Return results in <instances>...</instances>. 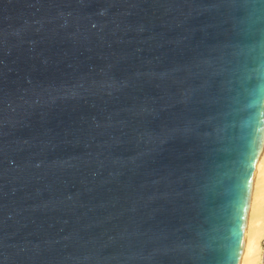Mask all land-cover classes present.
<instances>
[{
	"label": "water",
	"instance_id": "obj_1",
	"mask_svg": "<svg viewBox=\"0 0 264 264\" xmlns=\"http://www.w3.org/2000/svg\"><path fill=\"white\" fill-rule=\"evenodd\" d=\"M259 46L264 0H0V264H231Z\"/></svg>",
	"mask_w": 264,
	"mask_h": 264
},
{
	"label": "clouds",
	"instance_id": "obj_2",
	"mask_svg": "<svg viewBox=\"0 0 264 264\" xmlns=\"http://www.w3.org/2000/svg\"><path fill=\"white\" fill-rule=\"evenodd\" d=\"M246 80L251 83V86L247 88V102L242 107V111L247 114L239 121V127L249 133L248 150L250 154H254L250 161L253 167L249 168L251 185L248 190L247 223L250 227L256 192L254 177L257 166L264 163V51L258 50L255 68L250 71ZM244 224L245 221L239 224L242 241L238 245L240 254L232 258L231 264H264V260L252 261L248 258L249 233L243 227Z\"/></svg>",
	"mask_w": 264,
	"mask_h": 264
},
{
	"label": "bare ground",
	"instance_id": "obj_3",
	"mask_svg": "<svg viewBox=\"0 0 264 264\" xmlns=\"http://www.w3.org/2000/svg\"><path fill=\"white\" fill-rule=\"evenodd\" d=\"M255 182V201L253 205L251 226L247 219L244 228L248 231V258L252 261L262 260L261 242L264 239V163L256 168Z\"/></svg>",
	"mask_w": 264,
	"mask_h": 264
},
{
	"label": "snow or ice",
	"instance_id": "obj_4",
	"mask_svg": "<svg viewBox=\"0 0 264 264\" xmlns=\"http://www.w3.org/2000/svg\"><path fill=\"white\" fill-rule=\"evenodd\" d=\"M254 154H250L246 159L241 160V167L242 171L238 177V182L236 185V195L233 202V214H234V221L237 225L243 223L247 219V213H248V201H249V195L248 190L251 185V180L249 179V171H247L250 167H253V165L250 163V161L253 159ZM240 230L237 228L234 231V235L230 237V241L232 242V246L235 250V257H238L240 254V250L238 245L242 243L240 240Z\"/></svg>",
	"mask_w": 264,
	"mask_h": 264
},
{
	"label": "built area",
	"instance_id": "obj_5",
	"mask_svg": "<svg viewBox=\"0 0 264 264\" xmlns=\"http://www.w3.org/2000/svg\"><path fill=\"white\" fill-rule=\"evenodd\" d=\"M262 247H263V258H264V239L262 241Z\"/></svg>",
	"mask_w": 264,
	"mask_h": 264
},
{
	"label": "rangeland",
	"instance_id": "obj_6",
	"mask_svg": "<svg viewBox=\"0 0 264 264\" xmlns=\"http://www.w3.org/2000/svg\"><path fill=\"white\" fill-rule=\"evenodd\" d=\"M263 241V240H262ZM261 248H262V253H263V247H262V242H261ZM262 260H264L263 256H262Z\"/></svg>",
	"mask_w": 264,
	"mask_h": 264
}]
</instances>
